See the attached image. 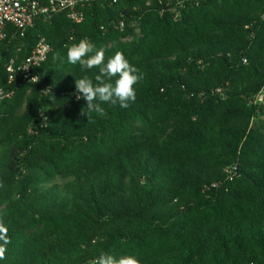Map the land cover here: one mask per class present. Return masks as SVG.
<instances>
[{
  "label": "trees",
  "instance_id": "trees-1",
  "mask_svg": "<svg viewBox=\"0 0 264 264\" xmlns=\"http://www.w3.org/2000/svg\"><path fill=\"white\" fill-rule=\"evenodd\" d=\"M38 37V82L0 66V264H264V0H96L37 20L21 60ZM84 38L143 74L89 122L75 79L99 70L53 59Z\"/></svg>",
  "mask_w": 264,
  "mask_h": 264
},
{
  "label": "clouds",
  "instance_id": "clouds-1",
  "mask_svg": "<svg viewBox=\"0 0 264 264\" xmlns=\"http://www.w3.org/2000/svg\"><path fill=\"white\" fill-rule=\"evenodd\" d=\"M67 49L66 61L59 52L53 55L54 60H59L62 64L79 65L81 70H91L97 68L98 74L95 76V83L87 76L75 79V92L77 100L86 101V109H82V114L87 116V122L91 121L92 114L103 117L105 109L101 106L104 103L112 106L119 105L120 108H128L130 103L136 100L135 85L142 82L143 74L139 69L133 66L121 51L106 59V49L99 47L89 39H81L78 43L70 46L65 45ZM26 69V68H25ZM113 77H117L113 81ZM37 76L32 78V83L37 82ZM55 100V97H52ZM4 183L0 181V188ZM12 243L9 236V227L5 220L0 216V260L6 259L8 246ZM91 264H141V261L135 255H125L119 258L101 252Z\"/></svg>",
  "mask_w": 264,
  "mask_h": 264
},
{
  "label": "built area",
  "instance_id": "built-area-1",
  "mask_svg": "<svg viewBox=\"0 0 264 264\" xmlns=\"http://www.w3.org/2000/svg\"><path fill=\"white\" fill-rule=\"evenodd\" d=\"M94 1L96 0H0V66L4 60L9 83L16 79L21 83H32L34 76L39 81L37 70L51 52L48 41L44 37H38L30 54L21 60L19 56L23 51L22 46L13 47L16 39L25 38L37 20L49 21L60 13L66 14L75 23H81L85 18V8ZM14 50L15 55L12 54ZM11 95L13 91L4 94L0 90L1 98ZM258 101H262V96L258 97Z\"/></svg>",
  "mask_w": 264,
  "mask_h": 264
}]
</instances>
